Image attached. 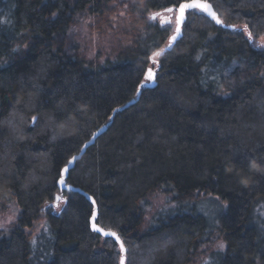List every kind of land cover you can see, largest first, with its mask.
Returning a JSON list of instances; mask_svg holds the SVG:
<instances>
[{"label":"trees","instance_id":"trees-1","mask_svg":"<svg viewBox=\"0 0 264 264\" xmlns=\"http://www.w3.org/2000/svg\"><path fill=\"white\" fill-rule=\"evenodd\" d=\"M181 2L0 0V264H202L203 196L226 206L213 264H264V0H207L223 24L195 10L178 36L152 21Z\"/></svg>","mask_w":264,"mask_h":264},{"label":"rangeland","instance_id":"rangeland-1","mask_svg":"<svg viewBox=\"0 0 264 264\" xmlns=\"http://www.w3.org/2000/svg\"><path fill=\"white\" fill-rule=\"evenodd\" d=\"M197 12H200L198 10H196ZM153 15V14H152ZM151 15V17H152ZM176 15L177 13L174 11L173 16L172 13H163L164 17H171V27L173 29V32H175V29L177 27V23H176ZM153 22H157V23H161V17H157L155 20L152 19ZM82 23H84L81 20ZM169 23H164L162 25H168ZM76 32V31H75ZM82 35H86L85 31L83 30L81 32ZM253 45L255 47H262L264 48V37H260L258 39H256L255 41H253ZM149 80H145V84L143 85L144 87H149L151 86L148 83ZM153 85V84H152ZM60 196V200H58L56 203H51V205L47 208H44L43 210V214H47V213H59L61 210L64 209V202L62 201V199L64 198L63 195H59ZM203 200H200L198 202H192L191 203V207H194L192 209H196L195 211L198 212V214L203 215L209 222V224L214 227V229L212 230L213 234L210 237V244L208 247L204 248V251L202 252L201 255V260H202V264H213L214 261H212L211 258V252L213 251H224L225 250V245L222 243L221 239L219 238V236L216 234L217 230L215 226H218L219 224V218L221 217V215L225 212V204H223L217 197H213V196H203L202 197ZM169 201V198L166 197L163 194H158V196H156L153 199L152 202V207L149 209L150 212L153 211H159L162 210L166 207V203ZM162 208V209H161ZM19 214V210L17 209V207L12 203L9 205V207H6L1 213H0V225H3L2 227H0V236H2V234H5L6 232H8L9 230H11L14 225L17 222V217ZM264 215V214H263ZM223 244L224 247L221 248L220 245ZM213 257V256H212ZM125 264V262H124ZM217 264V261H216Z\"/></svg>","mask_w":264,"mask_h":264},{"label":"snow or ice","instance_id":"snow-or-ice-1","mask_svg":"<svg viewBox=\"0 0 264 264\" xmlns=\"http://www.w3.org/2000/svg\"><path fill=\"white\" fill-rule=\"evenodd\" d=\"M125 7H127V5H125ZM193 9H196V10H199L201 12H204V13H207L208 15H210L215 21L216 23L218 24H223V21L218 17L217 13L213 10V7L210 3L207 2V0H185V2H181L178 4V7L177 8H172V7H168V8H165L163 11L164 12H167L169 14L173 13L174 11L177 13L176 15V23H177V27L175 29L176 33L179 34L180 33V27L179 25L183 22V20L185 19V12L188 11V10H193ZM121 15H123V13H121ZM161 17V23L164 24V23H171V17H164L163 16V13H154L151 17V19L155 20L157 17ZM231 27H235L234 25L231 26ZM244 30L245 31H248V26L247 25H244ZM249 35V39L252 38V34L251 32L248 33ZM175 36L171 37L172 40H175ZM171 46V44H169V47ZM163 51V50H161ZM154 56H159L160 55V52H157V53H154L153 54ZM145 79L146 80H153L154 79V73L152 71V69H148L147 70V73L145 75ZM36 118L33 117V120H35ZM75 160V157L72 158V160L68 161V163H72V161ZM65 172L68 171L67 167L64 169ZM60 184H64L65 181H64V178H63V175L61 176V179L59 181ZM57 200H60L61 198L59 196H57L56 198ZM93 203H95V201H93ZM96 216V213L93 212V218H95ZM3 225H0V227H2ZM93 229L96 230V231H100L102 232L104 235L106 236H112L114 237L117 241L120 240L119 236H117V234L115 232H111V231H105L104 229L102 228H99L95 223H93ZM221 248L224 247L223 244L220 245ZM120 251L121 252H124L125 251V248H124V244L122 242H120ZM120 264H124V258L123 256L121 257V261H120Z\"/></svg>","mask_w":264,"mask_h":264},{"label":"water","instance_id":"water-1","mask_svg":"<svg viewBox=\"0 0 264 264\" xmlns=\"http://www.w3.org/2000/svg\"><path fill=\"white\" fill-rule=\"evenodd\" d=\"M196 9H193V10H188V11H186L185 12V19L183 20V22L179 25V27H180V33H181V31H182V27H183V24L185 23V21L187 20V14H188V12H192V11H195ZM214 10V9H213ZM199 11V10H198ZM201 12V11H200ZM174 13V12H173ZM173 13H172V16H173ZM202 13H204V12H202ZM207 17H209L210 19H213L210 15H208L207 13H204ZM214 20V19H213ZM171 22H172V20H171ZM171 24V23H170ZM178 26V25H177ZM179 33V34H180ZM179 34H177L176 33V35L175 36H178ZM154 81H155V75H154V79L153 80H150V82H151V84L150 85H152V84H154ZM105 131V129H102L101 131H99L93 138H92V140L90 141V142H88L85 146H84V148L82 149V151H81V153L79 154V155H77L76 157H75V160H73V162L70 164V166L67 168L68 169V171L67 172H65L64 171V181H65V183L64 184H60V188H61V190L63 191V190H67V191H69V192H81L80 190H77V189H75L73 186H71V185H68L67 184V182H66V180H67V178H68V172H69V170L74 166V164L76 163V161H78V160H81L82 159V157L84 156V154L86 153V151H87V149L89 148V147H91L92 145H94L95 144V142H96V140H97V138L103 133ZM97 216V215H96ZM96 216H95V218H93V220H92V226H93V223H95V221H96ZM100 228V227H99ZM94 230V229H93ZM94 231H96V230H94ZM98 234H100V235H102V236H105V237H112V236H106V235H104L102 232H100V231H96ZM114 238V237H113Z\"/></svg>","mask_w":264,"mask_h":264}]
</instances>
